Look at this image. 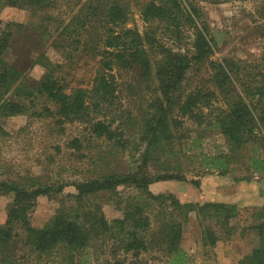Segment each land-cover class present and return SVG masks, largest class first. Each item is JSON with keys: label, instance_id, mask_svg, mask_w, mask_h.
Instances as JSON below:
<instances>
[{"label": "trees", "instance_id": "obj_1", "mask_svg": "<svg viewBox=\"0 0 264 264\" xmlns=\"http://www.w3.org/2000/svg\"><path fill=\"white\" fill-rule=\"evenodd\" d=\"M6 5L31 14L26 24L0 17V118L31 110L61 127L81 124L85 133L68 144L76 150L96 146L91 161L124 151L126 130L138 134L143 153L133 170H98L74 181L75 192L66 194L42 226L30 221L37 198L62 192L67 182L28 175L0 180V192L11 197L0 224V264H19L20 248L41 264H72L78 256L87 262L84 252L96 243L106 256L99 264H125L127 256L135 258L129 264H189L181 240L192 212L204 243L230 237L236 230L231 220L239 210L235 203L181 201L149 186L188 180L180 161L185 154L179 144L182 119L196 127L212 126L225 138L226 149L200 154L207 169L226 174L232 163L247 160L248 175L264 174V50L256 64L213 58L217 40L196 0L136 2L142 32L128 26L129 0H0V10ZM21 40L44 67L39 79L24 78L22 63L5 59ZM46 43L63 52L64 62L48 58ZM203 68L206 79L184 91L188 72ZM88 69L90 74H80ZM5 133L0 124V136ZM128 187L133 192L124 194ZM104 194L121 215L105 216L98 200ZM256 214L262 218L254 226L258 245L242 264H264V204ZM154 256L164 263L153 262Z\"/></svg>", "mask_w": 264, "mask_h": 264}, {"label": "rangeland", "instance_id": "obj_2", "mask_svg": "<svg viewBox=\"0 0 264 264\" xmlns=\"http://www.w3.org/2000/svg\"><path fill=\"white\" fill-rule=\"evenodd\" d=\"M129 1L132 4V13L128 26H135L142 32L144 22L140 18L139 7L135 3H142L144 0ZM196 1L210 25L211 34L215 38L219 36L218 40L216 38L217 47L213 58L232 57L248 63L260 62L264 50V0ZM30 14L28 9L12 5H6L0 10V17L3 19L25 24ZM190 41L189 38L187 43ZM44 50L53 63L64 62L62 51L48 43L45 44ZM36 56L37 53L33 48L21 40L12 45L5 59L21 62L25 73L24 78L36 80L44 73V67L34 62ZM83 72L90 74L89 69L87 72L80 70V74ZM207 73L208 71L204 68L198 71L191 69L183 84L184 91L203 82ZM125 77L128 78L130 75ZM69 80L73 84L76 82L71 77ZM40 106L41 102L36 107ZM182 121L184 136L179 143L180 148H183L181 151L185 152L184 155H192L191 157L183 155L180 160L182 161L181 171L188 180L157 181L149 186L150 190L154 193L170 192L181 201L194 202H202L213 197L226 200L227 193L233 190L238 193L240 190L241 196L236 203L239 209L238 215L231 220L236 230L230 237L220 235L214 245L204 243L202 226L192 212L183 227L181 247L186 253L189 264H242L241 259L258 245L259 236L254 226L262 220L256 216V212L264 204V174L251 172V175H248L251 167L248 169L249 161L247 160L232 163L231 170L226 174H219L215 169H207L201 164L200 154L202 152L214 154L221 149H226L225 138L212 126L196 127L189 120L182 119ZM0 124L6 131L0 136V180H17L23 175H28L37 176L45 182H67L62 192L40 195L37 198V204L30 215V221L34 226L45 224L54 214L59 203L65 199L66 194L75 192L76 188L72 185L74 181L89 177L98 170L118 172L133 170L143 153L139 136L132 130H126L125 137L129 138V142L124 151L116 150V154H108L109 157L106 156L101 160L94 158V161H91L89 157L95 155L96 146L91 150L86 148L76 150L68 144L73 137L85 133L81 124H63L61 127L51 117L31 115V110L28 113L0 118ZM93 142L102 143L96 140ZM137 145L141 151L135 149ZM99 146L106 145L103 143ZM149 170L154 168L150 165ZM244 176L250 179L238 180L239 177ZM196 179H199V185L193 183ZM124 191V194L133 192L129 187ZM10 200L9 194L0 192V224L5 221ZM98 200L108 219L121 215V211L115 208L108 194L100 196ZM18 253L19 264H41L28 251L20 248ZM84 254H87V262L80 261L78 256L72 264H99L106 258L105 253L101 252L99 243ZM153 254L156 255V253ZM162 258L155 257L152 261L164 263ZM134 260L135 258L127 256L125 264Z\"/></svg>", "mask_w": 264, "mask_h": 264}, {"label": "crops", "instance_id": "obj_3", "mask_svg": "<svg viewBox=\"0 0 264 264\" xmlns=\"http://www.w3.org/2000/svg\"><path fill=\"white\" fill-rule=\"evenodd\" d=\"M239 187V186H238ZM242 188H244V186H241ZM228 195L227 196V199H222V198H211V199H205V201H219V202H226V203H237L239 197L241 196L240 195V190L237 192H235L234 190L231 192V193H227ZM245 198H247V196H245ZM205 201H202V202H205ZM237 205V204H236Z\"/></svg>", "mask_w": 264, "mask_h": 264}, {"label": "water", "instance_id": "obj_4", "mask_svg": "<svg viewBox=\"0 0 264 264\" xmlns=\"http://www.w3.org/2000/svg\"><path fill=\"white\" fill-rule=\"evenodd\" d=\"M218 37H219V36H216L217 40H218Z\"/></svg>", "mask_w": 264, "mask_h": 264}]
</instances>
